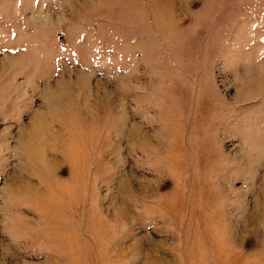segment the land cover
<instances>
[{
	"label": "rangeland",
	"instance_id": "obj_1",
	"mask_svg": "<svg viewBox=\"0 0 264 264\" xmlns=\"http://www.w3.org/2000/svg\"><path fill=\"white\" fill-rule=\"evenodd\" d=\"M0 264H264V0H0Z\"/></svg>",
	"mask_w": 264,
	"mask_h": 264
},
{
	"label": "bare ground",
	"instance_id": "obj_2",
	"mask_svg": "<svg viewBox=\"0 0 264 264\" xmlns=\"http://www.w3.org/2000/svg\"><path fill=\"white\" fill-rule=\"evenodd\" d=\"M33 123H34V121H33ZM32 124H31V127L29 130L24 131V132H22V134H20L21 137H24V135H26V136L28 135L27 138H29V140H31V138L33 137V134L37 131L38 128L41 127V124L39 123V121L37 119L35 120V123L33 125ZM25 142H27V141L25 140Z\"/></svg>",
	"mask_w": 264,
	"mask_h": 264
}]
</instances>
